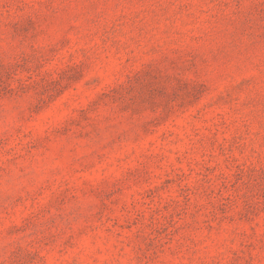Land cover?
<instances>
[{
    "label": "rangeland",
    "instance_id": "obj_1",
    "mask_svg": "<svg viewBox=\"0 0 264 264\" xmlns=\"http://www.w3.org/2000/svg\"><path fill=\"white\" fill-rule=\"evenodd\" d=\"M0 264H264V0H0Z\"/></svg>",
    "mask_w": 264,
    "mask_h": 264
}]
</instances>
